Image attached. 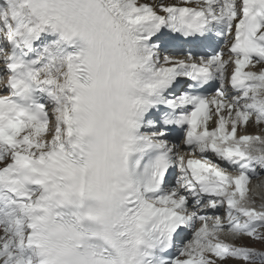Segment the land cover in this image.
<instances>
[{
	"label": "snow or ice",
	"instance_id": "obj_1",
	"mask_svg": "<svg viewBox=\"0 0 264 264\" xmlns=\"http://www.w3.org/2000/svg\"><path fill=\"white\" fill-rule=\"evenodd\" d=\"M0 264H264V0H0Z\"/></svg>",
	"mask_w": 264,
	"mask_h": 264
},
{
	"label": "rangeland",
	"instance_id": "obj_2",
	"mask_svg": "<svg viewBox=\"0 0 264 264\" xmlns=\"http://www.w3.org/2000/svg\"><path fill=\"white\" fill-rule=\"evenodd\" d=\"M258 247V246H257Z\"/></svg>",
	"mask_w": 264,
	"mask_h": 264
}]
</instances>
